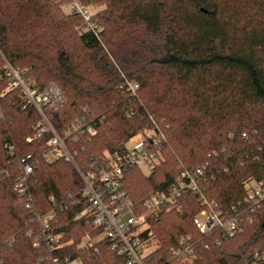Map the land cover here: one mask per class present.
<instances>
[{
  "label": "trees",
  "instance_id": "obj_1",
  "mask_svg": "<svg viewBox=\"0 0 264 264\" xmlns=\"http://www.w3.org/2000/svg\"><path fill=\"white\" fill-rule=\"evenodd\" d=\"M69 1L0 0V264H52V254L125 264L109 243H95L101 253L90 259L79 246L101 231L81 195L83 182L72 163L45 160L50 135L37 134L39 114L24 107L19 90H7L6 60L58 91L57 130L86 113L103 118L91 140L74 144L82 168L92 154L125 149L152 125L151 115L162 124L163 160L150 174L134 167L124 178L137 210L182 173L203 170L198 191L149 218L159 243L152 263L175 264L170 249L184 236H191L194 264L248 263L264 251V199L259 206L245 201L252 181L264 190V0H83L103 5L94 14L98 36L82 15L62 11ZM126 78L139 84L134 96L119 88ZM28 155L36 209H53L51 196L59 204L52 226L67 243L53 253L34 246L27 199L14 189ZM201 195L240 216L242 230L202 233L194 222Z\"/></svg>",
  "mask_w": 264,
  "mask_h": 264
},
{
  "label": "built area",
  "instance_id": "obj_2",
  "mask_svg": "<svg viewBox=\"0 0 264 264\" xmlns=\"http://www.w3.org/2000/svg\"><path fill=\"white\" fill-rule=\"evenodd\" d=\"M70 9L82 15L86 28L99 35L100 26L94 20L95 13L83 0H71ZM0 55H2L1 49ZM1 75L9 80L7 90H19L24 107L39 114V120L35 124L37 134L50 135L48 150L44 154L45 160L68 161L74 165L81 177L83 182L81 195L89 203L87 211L101 229L96 236L86 234L82 238L79 246L87 258L90 259L91 256L101 253L99 248L94 250L93 247L95 243L102 241L109 243L119 255L124 256L125 264H155L149 258V254L153 251L149 250V247L153 242H158V239L150 228L149 218L158 215L162 207H177L179 197L189 191H198L200 187L198 177L203 174V170L182 173L167 189L158 190L146 198L141 210H137L125 189L124 178L126 173L134 167L142 171L143 167H149L152 172L163 160L160 147L166 139V129L161 123L151 115L152 125L132 136L125 149L115 152L105 150L99 154H92L89 156L87 168H82L74 144L83 139L91 140L98 133L103 118L97 119L86 113L83 117L71 122L63 131H59L52 122L53 111L58 106V91L53 88H42L29 74L28 69L17 68L8 60L5 61ZM119 88L134 96L139 84L126 78L120 83ZM28 140L31 141L32 137ZM19 168L20 175L14 189L27 199L26 208L32 223L28 234L35 236L34 246L45 245L53 253L67 243L63 240L64 234L55 232L52 226L59 204L54 196H51L53 209L39 212L33 203V196L29 189V178L34 172L30 155L21 159ZM263 199L264 190L261 183L252 181L245 201L259 206ZM200 201L204 208L195 216L194 222L202 233L209 235L220 230L225 234H234L242 230L243 219L240 216L223 213L217 209L215 202L208 201L204 195L200 196ZM87 211L80 213L78 218H82ZM248 220L251 221L252 218L248 217ZM34 225L38 230L34 228ZM190 240L191 236H184L176 246L171 247L170 255L175 264H194L196 252ZM217 244H220L219 240ZM51 257L52 264L83 263L81 255L61 259L52 254ZM262 263H264V251L255 254L246 264Z\"/></svg>",
  "mask_w": 264,
  "mask_h": 264
},
{
  "label": "rangeland",
  "instance_id": "obj_3",
  "mask_svg": "<svg viewBox=\"0 0 264 264\" xmlns=\"http://www.w3.org/2000/svg\"><path fill=\"white\" fill-rule=\"evenodd\" d=\"M70 2H62L61 3V9L62 11L65 13V14H70L72 13L71 9H70ZM86 4V3H85ZM89 6V9L93 12V13H96L97 11H99L100 9L103 8V5H98V4H86ZM117 119H119L118 116H116ZM143 172L145 174H150L151 173V168L149 167H143ZM159 246V243L158 242H153L151 244V246L149 247V250H154L156 249L157 247Z\"/></svg>",
  "mask_w": 264,
  "mask_h": 264
}]
</instances>
